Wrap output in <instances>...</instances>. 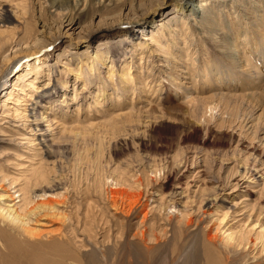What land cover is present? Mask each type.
I'll list each match as a JSON object with an SVG mask.
<instances>
[{
	"label": "rangeland",
	"instance_id": "obj_1",
	"mask_svg": "<svg viewBox=\"0 0 264 264\" xmlns=\"http://www.w3.org/2000/svg\"><path fill=\"white\" fill-rule=\"evenodd\" d=\"M154 1L0 0V48L42 35L51 45L0 88V120L20 98L43 123L0 121V174L62 205L57 234L31 253L51 264H264V245L225 239L258 235L247 233L259 215L264 227V0H204L185 26L169 3L143 35L102 30ZM66 20L85 38L59 36Z\"/></svg>",
	"mask_w": 264,
	"mask_h": 264
},
{
	"label": "bare ground",
	"instance_id": "obj_2",
	"mask_svg": "<svg viewBox=\"0 0 264 264\" xmlns=\"http://www.w3.org/2000/svg\"><path fill=\"white\" fill-rule=\"evenodd\" d=\"M67 1L66 0H58V5H59V2L65 4ZM154 2H153L154 4H157L155 7H153L154 6L153 4H151L150 6L147 5L145 10H142L143 6H140V5L136 6L135 5L136 7H133L129 11L122 13L118 18H114L111 21V24L109 26L103 28L102 30L115 28V27H118V28L138 27L137 32H140V33L136 32V34L143 35L145 33L144 29L147 28V29L151 30L155 27L156 23L159 20L158 17L159 16L162 17V15L159 14L160 12H162L161 11L162 7L165 6L166 4H169V3H170V5H168V6L172 7L171 10L172 11L175 10L176 13L180 15V17H183L181 19V24L183 26H185V24L187 23L188 20H190L191 18L195 19L199 14V10L204 9V6H207V3H204V0H201V4L198 5V7L195 6L193 0H156ZM157 7L159 8V10L157 9ZM61 10H62V7H61ZM151 10H153V11H151ZM162 14H163V12H162ZM158 26H161V25L159 24ZM42 29H43L42 30L43 34H45V33H46V35L51 34V30H49L45 27H43ZM59 29H60L59 36H65L66 38H72V39L76 38V40H77L76 42H80V40L85 38L84 35L86 33H88V32L83 31V29H81L80 26L78 27L77 23L75 21H71V20L70 21L66 20L64 23H62L60 25ZM168 29H169V26H168ZM168 29H166V30H168ZM173 30H175V31H174V33L170 34L171 36L174 34L176 35L177 31H181V29L178 30L176 28H173ZM155 33H158V31L156 30L155 32H152V35L154 36ZM152 35L146 36L147 38H145L144 40L160 46V43H158V41H156L152 37ZM44 38H46V36L42 35L41 38L36 39L35 41L30 40V41H26L22 44L21 43L19 44L18 42L14 43V40H13V42L9 43V46L6 49H4L5 46L0 48V88L3 87L4 85L6 86L7 82H9V80H12V78L15 76H17L15 79H17V80L20 79L19 73L18 72L16 73L15 70L19 67V65L23 62V60H27L28 57L29 58L34 57L33 58L34 63H32L34 65H37V64L39 65L44 60H48L47 57H41L40 56V54L42 53L41 50H43L44 48L45 49L51 48V45L49 44L48 40H44ZM9 39L11 40V38H9ZM163 47H164V45H163ZM29 64H27L26 66L27 67L32 66V64L31 65H29ZM9 88L10 87H7V90H9ZM16 90H18V89L16 88ZM20 91L23 92L21 94L25 93L24 89H20ZM7 94H8V91L6 92V95ZM187 95L190 96L189 94H187ZM6 97H5V99L8 100ZM37 97L40 100H44V98L41 96H37ZM8 98L12 99L11 97H8ZM5 99H4V104L6 102ZM195 99H196V97H194V102H195ZM29 100L31 102H33L34 99L32 97V98H29ZM15 101L18 102V103H16V106H18V108L14 109V111L12 112L13 114H11L10 110H8L2 116V120L4 122L6 121L4 119L10 118L11 116L14 117L15 121H18L19 118L22 119L25 117L24 120H27V118H28V120L32 119V121H30L32 125H36V127L43 126V123H41L42 118L40 116L38 117L37 113L36 114L34 113L33 108L29 107V106L32 107L35 103H33V105H28L29 103L27 104V102L20 100V98H16ZM2 103H3V101L1 102V96H0V107L2 105H4ZM5 105H7V104H5ZM24 106L25 107L28 106V107L24 108L21 111V109H22L21 107H24ZM44 107H45L44 104L41 103V108H44ZM4 108H6V107H4ZM23 114H25V115H23ZM2 120H0V121H2ZM26 122H28V121H26ZM45 122L50 123L51 121L49 119L48 120L46 119ZM6 123H8V121L3 123V124H6ZM51 126H52V122H51ZM51 126L48 125V130L51 128ZM32 131H34V130H32ZM39 131H42V130H38V132ZM42 136H44V135L42 134ZM23 140H25V139H23ZM41 142H44V141L41 140L39 144H41ZM256 173H258V174L261 173V175H259V176H260L261 180L264 179V171L263 170L262 171L258 170ZM199 176H201V174ZM199 176H197V178ZM234 176L237 177V175H233V177ZM245 178H246V176H243V178L241 180H244ZM218 179L220 180V178H218ZM194 180H195V178H194ZM200 180H199V182H201ZM18 181H19V179H17V178L10 177L9 175H1L0 174V264H51V262H53V261H51V258H53V256L50 257L45 253H44L45 256H43V255L42 256H36L35 254L31 253L32 252L31 249L45 247V246L47 247L48 243L42 242L43 241L42 239L46 236L49 237L50 235L57 234L55 232L50 231L49 227L52 226L51 225L52 222H54L56 219H58V220L61 218L63 219V216L58 213L60 211L56 208V207H60L62 205H61L60 201L56 200V198H51V197H47V198L41 197L42 199L39 197L40 198L39 201L33 200V198H30L28 196V191L26 190V187L24 186V184H23V187H19L20 184ZM221 181L219 183H221ZM215 183H217V182H215ZM227 186L229 187V185H227ZM241 186H240V183H236V184L234 183L233 185L230 186V188L232 189V192L235 193L239 190V187H241ZM248 199H250V198H247V201H248ZM112 202H113V205L112 204L111 205L113 206V208L119 210V208H118L119 204L117 205V203H118L117 200H112ZM197 206L199 209L201 206V203L197 204ZM130 207H131V211H132V206L130 205ZM122 208H123V206H122ZM129 210H130V208H129ZM146 213H148V212H146ZM145 214H143V215H145ZM250 216H249V218H250ZM227 217H228V214L224 215L220 221L221 225L225 224L223 227H225L227 225V223H225V221L227 220ZM259 217H260V215L257 217V223L251 228L252 231L250 233H247L248 236L255 235V234L259 233L258 235L253 236V237L252 236L248 237L247 240H244L242 237L235 236L232 233L227 234V232L230 230V228H227V230H225V233H224V234H227L226 235L227 237L225 238L226 243L231 245V246H239V247L245 243V245H246L245 248H247L250 241L252 243H254L252 246H254L256 244L264 245V227L262 225L258 224ZM146 218H147V216L145 215L144 219H146ZM191 222L192 221L189 220V223H191ZM256 229L257 230L261 229V231L257 233ZM33 252H34V250H33ZM49 261H51V262H49ZM52 264H59V263H52Z\"/></svg>",
	"mask_w": 264,
	"mask_h": 264
}]
</instances>
